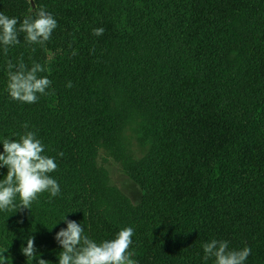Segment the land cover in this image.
Returning a JSON list of instances; mask_svg holds the SVG:
<instances>
[{
	"label": "trees",
	"instance_id": "1",
	"mask_svg": "<svg viewBox=\"0 0 264 264\" xmlns=\"http://www.w3.org/2000/svg\"><path fill=\"white\" fill-rule=\"evenodd\" d=\"M34 5L58 26L44 45L21 34L7 55L0 46V154L5 138L36 132L60 195L0 211V249L59 264L67 215L97 243L133 228L137 264H214L202 248L213 239L264 264V0H0V13L22 22ZM21 58L52 82L34 104L6 90L7 62ZM101 151L137 204L110 185ZM30 236L35 258L21 251Z\"/></svg>",
	"mask_w": 264,
	"mask_h": 264
},
{
	"label": "clouds",
	"instance_id": "2",
	"mask_svg": "<svg viewBox=\"0 0 264 264\" xmlns=\"http://www.w3.org/2000/svg\"><path fill=\"white\" fill-rule=\"evenodd\" d=\"M35 18L25 17L22 22L17 18L0 13V46L7 55L9 49L20 43L18 37L23 34L29 45H44L51 39V34L57 28L56 19L44 7L33 6ZM19 25V26H18ZM103 28L93 30V35L101 36ZM34 50V49H33ZM75 55V52H73ZM8 83L7 92L11 99L24 104H34L40 96L50 94L47 90L51 80L40 76L46 72V66L33 62L31 67L21 58L15 65L7 62ZM71 82L67 87H71ZM25 129L28 125L23 126ZM3 154H0V168L7 167V175L0 180V211H18L31 209L42 193H49L50 198L60 195L58 182L51 177L56 171L54 158L44 155V145L37 138L36 132L26 131L19 140L5 138L2 141ZM63 156V153H59ZM19 199V204L15 203ZM61 220L67 225L55 236L56 242L62 248L59 253V264H137L131 258L130 252L134 230L131 227L121 229L115 238L97 243L84 234L81 224L66 219ZM204 260L214 258V264H245L251 254L249 247L242 250H230L229 242L213 239L202 245ZM27 258H35L36 248L34 237L27 239V247L21 249ZM4 257V256H3ZM37 264H49L44 259H36ZM2 264H7L4 257Z\"/></svg>",
	"mask_w": 264,
	"mask_h": 264
},
{
	"label": "rangeland",
	"instance_id": "3",
	"mask_svg": "<svg viewBox=\"0 0 264 264\" xmlns=\"http://www.w3.org/2000/svg\"><path fill=\"white\" fill-rule=\"evenodd\" d=\"M124 137L130 146V149L140 157L142 152L138 147V135L134 133L132 128H126ZM99 163L107 171L110 185L127 197L132 204H137L140 200V191L137 186L126 175H124L119 165L103 151L100 152ZM3 256L7 259V264H20L14 258L5 254L1 249L0 264L3 262Z\"/></svg>",
	"mask_w": 264,
	"mask_h": 264
},
{
	"label": "crops",
	"instance_id": "4",
	"mask_svg": "<svg viewBox=\"0 0 264 264\" xmlns=\"http://www.w3.org/2000/svg\"><path fill=\"white\" fill-rule=\"evenodd\" d=\"M5 253V252H4ZM5 254H7V253H5ZM8 255V254H7ZM9 256V255H8ZM11 257V256H10ZM13 258V257H12Z\"/></svg>",
	"mask_w": 264,
	"mask_h": 264
}]
</instances>
